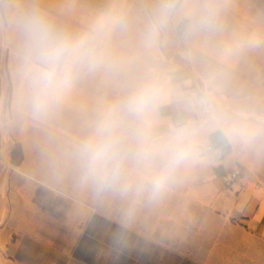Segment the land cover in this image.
<instances>
[{
  "label": "clouds",
  "instance_id": "clouds-1",
  "mask_svg": "<svg viewBox=\"0 0 264 264\" xmlns=\"http://www.w3.org/2000/svg\"><path fill=\"white\" fill-rule=\"evenodd\" d=\"M69 16L72 19H69ZM13 106L50 176L95 201L161 199L220 147L264 153V0H0Z\"/></svg>",
  "mask_w": 264,
  "mask_h": 264
},
{
  "label": "rangeland",
  "instance_id": "rangeland-1",
  "mask_svg": "<svg viewBox=\"0 0 264 264\" xmlns=\"http://www.w3.org/2000/svg\"><path fill=\"white\" fill-rule=\"evenodd\" d=\"M44 2L55 10L95 0ZM260 3L239 0L244 8ZM262 62L264 53L253 56L245 76L260 77ZM14 90L13 44L0 34V264H264V231L246 219L264 204V153L223 145L209 165L129 218L126 204L97 202L51 178L41 156L45 131L18 118ZM212 164L216 176L207 174ZM235 168L229 186L221 177ZM2 232L12 234L14 251Z\"/></svg>",
  "mask_w": 264,
  "mask_h": 264
},
{
  "label": "crops",
  "instance_id": "crops-1",
  "mask_svg": "<svg viewBox=\"0 0 264 264\" xmlns=\"http://www.w3.org/2000/svg\"><path fill=\"white\" fill-rule=\"evenodd\" d=\"M218 173L217 167L215 165L212 164L209 172L207 173L208 175H215ZM214 176V177H215ZM209 181H211V178L208 179ZM208 182V181H207ZM207 182H203L207 183ZM7 184H10V179L7 180ZM39 186H36L35 190H37ZM8 191L6 192V196L8 195ZM247 220H255L257 227H259L262 231H264V204H256L255 207L252 210V213L250 216H248V218H246ZM2 239H3V246L9 251H14L16 249V247L14 246L16 244V241L13 242L12 240V234L8 233V232H2ZM1 246L2 243L0 241V251H1ZM7 259L9 260H13L11 257H8Z\"/></svg>",
  "mask_w": 264,
  "mask_h": 264
},
{
  "label": "built area",
  "instance_id": "built-area-1",
  "mask_svg": "<svg viewBox=\"0 0 264 264\" xmlns=\"http://www.w3.org/2000/svg\"><path fill=\"white\" fill-rule=\"evenodd\" d=\"M260 77H264V62H262V66L260 69ZM239 175H240V169L235 168V169L228 170L227 172L222 174L221 178L225 184L231 186L236 182Z\"/></svg>",
  "mask_w": 264,
  "mask_h": 264
}]
</instances>
